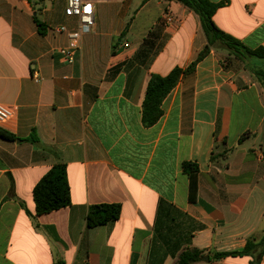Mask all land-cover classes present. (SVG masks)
Masks as SVG:
<instances>
[{
	"label": "crops",
	"instance_id": "0c3cea01",
	"mask_svg": "<svg viewBox=\"0 0 264 264\" xmlns=\"http://www.w3.org/2000/svg\"><path fill=\"white\" fill-rule=\"evenodd\" d=\"M90 1L95 26L69 64L55 31L78 29L66 0H0V103L14 112L0 129L16 137L0 138V264H176L188 249L205 252L199 264H250L212 255L264 236V60L211 50L146 127L151 76L197 58L201 21L176 0ZM210 1L223 32L264 47V0ZM185 162L199 168L196 202ZM57 164L71 204L37 215L34 188ZM96 205H120L119 219L88 228Z\"/></svg>",
	"mask_w": 264,
	"mask_h": 264
},
{
	"label": "trees",
	"instance_id": "16d2710c",
	"mask_svg": "<svg viewBox=\"0 0 264 264\" xmlns=\"http://www.w3.org/2000/svg\"><path fill=\"white\" fill-rule=\"evenodd\" d=\"M183 6L193 11L200 19L207 44L198 54L197 58L186 68H174L167 76L152 75L146 89L143 100L142 121L146 127H151L161 118L162 103L164 99L177 86L182 76L193 72L217 44L228 53L240 60L253 58L264 60V47L250 49L239 40L223 32L214 22L213 16L220 4L210 0H176ZM39 30L45 31L44 25L37 21ZM147 40L143 48H152L153 42ZM264 82V70L258 71L256 75ZM0 138L6 141H15L16 137L0 129ZM37 144L38 140L30 137L26 140ZM183 171L189 178V201L196 202L198 193L199 168L195 163L185 162ZM36 205V214L44 215L53 211L66 208L71 204L70 187L67 180V169L65 164L53 166L37 183L33 191ZM121 213L120 205H96L90 208L87 215V227L96 228L104 226L119 219ZM205 252L197 249H188L178 258L176 264H199L203 262ZM264 256V236L259 240L249 239L241 251L214 253L213 259L220 260L227 257H249L250 264H261Z\"/></svg>",
	"mask_w": 264,
	"mask_h": 264
},
{
	"label": "built area",
	"instance_id": "2783aa9c",
	"mask_svg": "<svg viewBox=\"0 0 264 264\" xmlns=\"http://www.w3.org/2000/svg\"><path fill=\"white\" fill-rule=\"evenodd\" d=\"M65 15L69 18H76L79 26L75 31H69L65 26H58L55 31L57 33H67L70 39V46L60 50L65 62L72 64L75 61V55L80 47V40L84 33L90 32L95 26L94 6L90 0H66ZM163 19L167 26H171L175 22V17L170 9H166L163 13ZM125 48L129 44L124 45ZM38 82V78L35 77ZM14 116L11 108L0 103V128L9 123Z\"/></svg>",
	"mask_w": 264,
	"mask_h": 264
},
{
	"label": "rangeland",
	"instance_id": "374dc122",
	"mask_svg": "<svg viewBox=\"0 0 264 264\" xmlns=\"http://www.w3.org/2000/svg\"><path fill=\"white\" fill-rule=\"evenodd\" d=\"M148 21H150V19H149ZM146 24H149V23H146ZM143 26H144V25H141V27H140L139 29H142ZM213 50H215V51H220V52H222V53H228V51L222 49V48L220 47L219 44L215 45V46L213 47ZM228 54H229V53H228ZM229 55H230V54H229Z\"/></svg>",
	"mask_w": 264,
	"mask_h": 264
}]
</instances>
